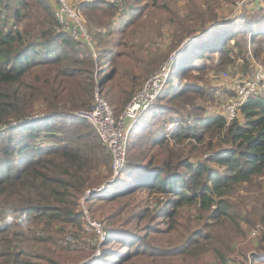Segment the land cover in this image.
I'll return each instance as SVG.
<instances>
[{"label": "trees", "instance_id": "trees-1", "mask_svg": "<svg viewBox=\"0 0 264 264\" xmlns=\"http://www.w3.org/2000/svg\"><path fill=\"white\" fill-rule=\"evenodd\" d=\"M262 1L220 18L206 0L210 14L192 24L197 22L196 7L190 6L185 16L175 0H70L86 16L90 43L59 23L55 0H0V264H44V256L55 264L52 253L35 243L58 240L54 231L61 236L68 226L90 225L78 200L93 186V177L94 184L101 181L103 169L108 172L105 187L91 196L88 206L100 200L121 204L111 205L102 220L106 236L101 253L87 264H138L145 258H199L209 252L213 259L208 264H235L233 240L246 221L243 205L232 198L239 188L261 191L252 218L245 217L264 222V92L243 101L232 120L208 111L198 99L214 100L220 86L209 77L216 78L228 64H252L253 72L257 63L264 65ZM148 13L149 23L163 15L165 24L176 25L173 48L192 38L171 63L167 82L152 103L136 118H124L131 120L125 162L116 180L108 182L112 151L76 110L90 108L98 90L114 117L126 111L142 85L133 90L138 82L130 74L132 65L123 63L134 54L127 51L132 42L127 34L140 29ZM199 25L204 33L194 37ZM18 120L22 122L11 124ZM140 192L154 206L122 216L128 199ZM124 196L126 201L120 199ZM100 206L92 207L93 213ZM154 216L161 222L151 223ZM21 217L28 218L25 226L18 222ZM159 232L180 238L175 244L174 236L156 242ZM67 242L64 247L70 249ZM253 264H260L258 257Z\"/></svg>", "mask_w": 264, "mask_h": 264}, {"label": "rangeland", "instance_id": "rangeland-1", "mask_svg": "<svg viewBox=\"0 0 264 264\" xmlns=\"http://www.w3.org/2000/svg\"><path fill=\"white\" fill-rule=\"evenodd\" d=\"M68 1L70 2V0ZM195 1H197L198 5L195 4ZM205 1L206 0H175V2H177V5L180 6L181 4L180 11L185 16H189L190 6L196 7L192 9L194 10V18H197V22L193 21L192 24L201 22L205 17L207 18L208 15L210 14L205 11V7H206ZM75 2H80V0H72V3L75 4ZM209 2L212 5L216 6V10L218 14L219 12L221 13L219 15L220 18L224 16L234 17L235 14H239L242 12V10L246 7L245 5H247V7L249 8H252L256 5V0H251V2L249 0L250 3L248 2V0H236V1L233 0L232 1L233 3H231V1L227 2L226 0H209ZM262 2L264 4V0ZM183 5L189 7H185ZM82 15L84 16V18L86 17L83 13ZM150 15L151 13L147 14V21L141 26L140 29L134 30L133 33L132 31H128L127 34L128 36L127 40L128 39L132 40V42H129L127 45V51L128 53L134 52V54H132V56H125V58L123 59V63L127 65H132V71L130 74L133 73L135 75L134 81L138 82V85L134 87L133 90L135 91V89L142 84L136 90L135 94H137L140 90H143L146 86H148V80L154 85L158 77H160V85L162 88L164 84L167 82V75H168L167 71L169 70L171 63L175 61L179 53L186 46V44L189 41L188 39L192 38V37L185 38L183 42L180 44V46L173 48V45H171L170 42L172 39V32H174L175 30L174 28L176 27V25L169 26L165 24L163 15L162 16L155 15L154 20L152 21L153 23H149ZM85 24H86V18H85ZM207 26L211 27L210 24H207ZM199 27H198L199 29H197L196 32L195 31L193 32L194 37L198 36V34H200V32L204 29L203 25H199ZM203 33L204 32H201L200 35H202ZM248 54H250V56L252 55L249 52L247 53V55ZM165 55L166 57L168 56L167 59L164 58ZM157 59L160 62L156 61ZM163 61L165 62L161 65V67L156 69L154 72H152L147 78V75L151 71H153L152 69H155L156 66ZM251 67L252 64L249 65L247 63L245 64L236 63L234 65L228 64L217 74L216 78L209 77L210 82L212 84L213 82H215L218 85V87L220 86L217 91L216 90L214 91L213 94L214 100H211L212 99L211 97H206V98L200 97L198 101L202 104V106H204V108L206 106L208 111L216 110L218 112L224 113L222 108V104H223L222 99L227 96L228 97L232 96L233 93L231 91L232 87H231L230 79L225 80L221 78L220 77L221 72L223 70L228 69L233 71L235 74L239 76H250L252 75L253 72V68ZM206 80L207 78L205 79V81ZM126 81L127 80L123 81L122 83L123 86L120 87L119 89L125 87ZM97 91L98 90H96V92ZM146 91H148V93L151 94L153 88H150ZM218 92H220L221 94L220 96L218 95ZM121 93L122 91L118 92V94ZM141 99L142 101L147 102L149 99V95L145 94ZM122 100L123 98H120V102ZM131 100L129 101V103L131 102ZM179 108L180 107H177V109ZM178 113L181 115L185 114V112H180V111ZM120 117L119 118L115 117V119L119 120ZM130 122L131 120L128 119H125L124 121L123 119L120 120V125L123 131H128V126ZM168 124L166 126L170 127L171 125ZM107 174L108 172L103 169L99 174L101 181H97L98 183L94 184L93 182L95 180V177H93L92 180L89 182V184L93 186L101 185L102 182L105 181ZM262 183H264V179ZM260 194L261 191L257 192L256 190L253 189L244 190L243 188H239L237 194L232 196V198L235 201L238 200L243 205L241 208V215L244 218L242 220L243 221L246 220L245 223L242 225L244 231L240 233L237 237H235V239L233 240L234 242L232 246L234 251L232 255H235V257L237 256L236 258L240 259V261L241 262L243 261L245 264H250L251 259L253 263L255 257L256 258L258 257L260 264H264V259H263L264 256L259 257V255L264 253V222H259V221L254 223L248 222L247 221L248 218L245 217L247 216L252 218V215L250 213L254 212V205L256 204L254 202L256 200V197ZM127 198L128 196L120 197V199H122L123 201H126ZM148 199L149 196L147 195L146 192H140L135 194V197L129 198L125 206L121 209L120 211L121 215L126 217L132 214L133 212H139L140 210H142V208H145V206L147 205L153 207L154 203ZM100 201L101 202L89 203L90 217L93 220H97L98 222H100V226L102 230L105 231L102 220L104 219L106 221L105 216L107 213L111 211V205L118 207V205L121 204V202L119 201V202L110 203L108 200H100ZM98 204H101V206L98 208L97 211H95V213H93L92 207H95ZM78 209H79V200H78ZM150 209L154 210L153 208ZM91 212L94 214L95 217L92 216ZM158 222H161L159 216H154V218L151 219V223L153 224H157ZM183 222H184L183 224H186L185 219H183ZM193 223L195 227L198 225L197 218L193 217ZM254 229L257 230L256 235L252 234V231ZM92 230H95L96 232L95 236L91 234L93 232ZM54 232L58 235L59 237L58 240H56V238L54 237V239H52L50 242L38 241L35 243V246L38 249L44 250L48 253H52V255L58 260L55 264H87L88 262H93L95 257L99 256V254L101 253L102 242H99V239H101V234L99 233L96 227H91L90 225L85 224V222L82 228L68 226L67 230L63 232L61 236H59V233L57 231ZM37 234H39V232ZM174 234L159 232L155 235V240L156 242L164 243L174 236L172 243L175 244L178 238H180V236ZM83 240H86V243H83L82 242ZM67 241H70L72 243V244L70 243V249L64 247L65 245L69 244ZM250 252H252L251 259L248 257ZM162 259L163 260L159 259L155 262H152L151 258H145L144 260L140 261V263L138 264H163V262L165 264H208L212 261L213 258H212V253L209 252L202 254L201 256H199V258H195V256L192 258H187L186 256L184 257L181 255H176L171 257H163ZM40 260L44 264L45 263L54 264L52 261L49 260L48 256H44ZM126 264H136V263H132L131 261H129Z\"/></svg>", "mask_w": 264, "mask_h": 264}, {"label": "built area", "instance_id": "built-area-1", "mask_svg": "<svg viewBox=\"0 0 264 264\" xmlns=\"http://www.w3.org/2000/svg\"><path fill=\"white\" fill-rule=\"evenodd\" d=\"M55 1L58 2L56 14L59 23H61L63 27H66L71 30L72 34L76 38L85 37L88 42L91 43L92 36L86 27L85 18L82 13L76 8H74L68 0ZM86 1L91 2L94 0ZM109 1L120 2L121 0ZM220 77L225 80L230 79L231 81V91L233 95L229 97H224L222 99V108L224 113L228 116L229 120H232L237 116L239 106L250 95L258 92H264V65L260 63H257V68L250 76H239L233 71L226 69L221 72ZM150 88H153L151 94L146 91ZM160 90V77H158L154 85L148 80V86H146L143 90H140L137 94L133 96L131 102L127 106L126 111L122 114L119 120L115 119L110 104L103 96L99 94L98 91L95 94L94 102L90 108H79L76 110V114L78 116L88 119L95 125L103 141L109 146L112 151L113 172L108 182L116 180L125 162L127 131H123L120 125V120L123 119L124 121L125 117L136 118L142 111H144L149 106L153 99L158 95ZM145 94L149 95V99L147 102H144L141 99ZM218 95H221L220 92H218ZM20 122H22V120L14 121L11 124L15 125ZM104 187L105 183H102L99 186L89 187L81 195L79 200V209L83 212V216L89 221L91 227H96L99 233L101 234V239H99V242H103V240L105 239L106 232L102 230L100 222H98L97 220H93L90 217L88 200L95 192L99 191L100 189H103ZM252 234L256 235L257 230L254 229L252 231ZM262 254L264 255V253ZM251 255L252 252H250L248 256L250 259ZM232 256H234L236 260L235 264H245L243 261L241 262L240 259L236 258L237 256ZM250 264H253L252 259Z\"/></svg>", "mask_w": 264, "mask_h": 264}, {"label": "clouds", "instance_id": "clouds-1", "mask_svg": "<svg viewBox=\"0 0 264 264\" xmlns=\"http://www.w3.org/2000/svg\"><path fill=\"white\" fill-rule=\"evenodd\" d=\"M8 219L11 220V217H9ZM27 220H28L27 217H21V218L19 219L18 222H19L22 226H25V225L27 224Z\"/></svg>", "mask_w": 264, "mask_h": 264}, {"label": "crops", "instance_id": "crops-1", "mask_svg": "<svg viewBox=\"0 0 264 264\" xmlns=\"http://www.w3.org/2000/svg\"><path fill=\"white\" fill-rule=\"evenodd\" d=\"M263 4V2H261ZM236 15V14H235Z\"/></svg>", "mask_w": 264, "mask_h": 264}]
</instances>
